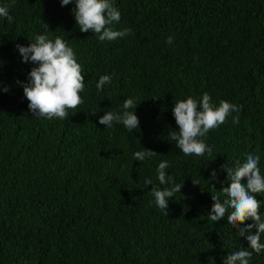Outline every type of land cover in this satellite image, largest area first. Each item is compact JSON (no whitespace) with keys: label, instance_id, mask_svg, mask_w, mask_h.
I'll list each match as a JSON object with an SVG mask.
<instances>
[{"label":"trees","instance_id":"1","mask_svg":"<svg viewBox=\"0 0 264 264\" xmlns=\"http://www.w3.org/2000/svg\"><path fill=\"white\" fill-rule=\"evenodd\" d=\"M111 2L121 13L111 27L131 33L101 42L80 31L74 3L0 0L13 17H0V264H223L249 245L226 217H208L212 195L227 198L221 165L235 168L258 154L264 175V0ZM37 35L61 37L85 77L84 103L64 120L33 116L17 83L28 82L34 65L16 45ZM103 75L112 82L98 91ZM205 93L214 107L221 100L239 106V123L233 112L209 132L211 155L185 156L168 136L178 129L172 110ZM128 98L138 104L130 110L139 128L99 123ZM144 148L157 155L136 161ZM162 161L183 183L168 215L143 183L164 187L156 171ZM257 199L264 219V193ZM249 264H264V251Z\"/></svg>","mask_w":264,"mask_h":264},{"label":"clouds","instance_id":"2","mask_svg":"<svg viewBox=\"0 0 264 264\" xmlns=\"http://www.w3.org/2000/svg\"><path fill=\"white\" fill-rule=\"evenodd\" d=\"M61 6L74 3L73 14L77 25L82 32H92L99 41H114L131 33V29L114 30L111 25L119 23L120 11L114 7L111 0H60ZM0 17L13 22L7 7L0 6ZM174 36H169L166 42L171 45ZM16 47L23 62L31 63L34 67L28 73V82L22 84L24 96L28 100V108L36 117H44L48 120H64L69 117V110H75L84 103L80 93L84 90L85 77L82 75L81 65L77 62L75 53L71 47L59 36L54 41L47 35H37L35 41L28 46L17 44ZM112 77L103 75L96 85L100 91L105 85L111 84ZM3 91L7 92L8 88ZM211 97L205 93L197 100L189 96L186 100L175 103L173 116L178 126L177 130H171L168 134L176 147L185 156L202 157L205 153L211 155L212 149L205 140L209 132L224 124L233 112V123H239L240 107L228 101L221 100L218 107L210 102ZM137 103L134 99H125L122 111H108L99 118V123L107 128L113 124H122L129 132L139 128V119L135 111ZM157 153L150 149L134 153L136 161L144 162L155 157ZM103 158V157H102ZM260 156L248 154L243 163L237 161L235 168L221 165L227 173L228 186L221 192L227 198L221 199L212 195L214 201L208 217L210 221L218 223L227 218L229 224L236 229L239 237L248 241V247L231 252L224 258L223 264H249L253 253L264 251V243H261V234H264V219L260 208L261 200L257 194L264 193V175L258 167ZM169 168L167 161L159 163L156 171L159 185L153 184L151 178H145V188L152 185L150 190L156 206L168 215V200L181 193L183 183H176L174 178L166 172ZM217 172H211V178H217ZM246 181V183L244 182ZM193 183H197L193 181ZM231 210V211H229ZM252 220L253 223L245 222ZM253 229L255 231L253 232ZM250 248L252 251L247 250Z\"/></svg>","mask_w":264,"mask_h":264}]
</instances>
